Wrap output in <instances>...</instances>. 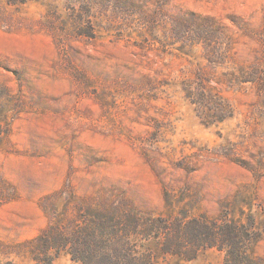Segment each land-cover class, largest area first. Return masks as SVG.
<instances>
[{
    "label": "rangeland",
    "instance_id": "1",
    "mask_svg": "<svg viewBox=\"0 0 264 264\" xmlns=\"http://www.w3.org/2000/svg\"><path fill=\"white\" fill-rule=\"evenodd\" d=\"M112 250L264 264V0H0V264Z\"/></svg>",
    "mask_w": 264,
    "mask_h": 264
},
{
    "label": "trees",
    "instance_id": "2",
    "mask_svg": "<svg viewBox=\"0 0 264 264\" xmlns=\"http://www.w3.org/2000/svg\"><path fill=\"white\" fill-rule=\"evenodd\" d=\"M230 237V242L231 245V252H230V256L231 257H236L237 254L241 253V251L238 249V241L237 238L235 236H229ZM112 249V248H111ZM234 249V250H233ZM128 255L126 254V256H120L121 252L118 253L117 251H113L111 255L106 254L100 261L98 262H94V264H152L151 261L144 257V258H138L137 256L133 257V254L130 250V252H127ZM94 254V250L92 249V255ZM124 254V253H123ZM82 258H78L79 261H81L82 264H93V262H89L88 260H86V258H84V256H81Z\"/></svg>",
    "mask_w": 264,
    "mask_h": 264
}]
</instances>
